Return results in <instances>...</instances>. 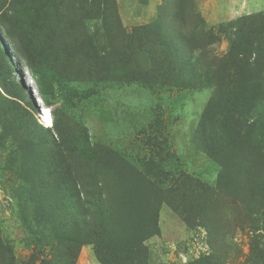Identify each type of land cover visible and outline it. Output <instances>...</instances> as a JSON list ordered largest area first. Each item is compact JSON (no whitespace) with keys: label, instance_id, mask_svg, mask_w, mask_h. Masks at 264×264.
I'll use <instances>...</instances> for the list:
<instances>
[{"label":"rangeland","instance_id":"rangeland-1","mask_svg":"<svg viewBox=\"0 0 264 264\" xmlns=\"http://www.w3.org/2000/svg\"><path fill=\"white\" fill-rule=\"evenodd\" d=\"M7 65L23 110H7ZM255 85L264 0H0V264H103L34 216L28 191L48 188L124 219L106 246L131 264H264Z\"/></svg>","mask_w":264,"mask_h":264},{"label":"trees","instance_id":"trees-1","mask_svg":"<svg viewBox=\"0 0 264 264\" xmlns=\"http://www.w3.org/2000/svg\"><path fill=\"white\" fill-rule=\"evenodd\" d=\"M6 68L7 69L3 71V74H4V81L7 83V87H4L3 85L1 87L5 90L7 97L10 98V99H7V110L10 109V105H11V109L13 108V109L23 110L19 104L21 100L24 99L23 96H24L25 91L24 89H21L16 84L14 76L9 69L10 65H7ZM231 71H233V69H231ZM237 72L239 73V70H237ZM244 75L245 77L247 76L248 79H250L251 73L249 71L244 72ZM232 77L236 81L242 82V80H239L238 77L242 78L243 76L235 75L232 73ZM243 79L245 80L244 77ZM142 82L147 83L143 80ZM243 84L246 85L245 82ZM255 86L258 89L264 91V89L260 88L261 85H255ZM241 95L242 94H240V101H242L243 99V96ZM28 105H29L28 108L30 109V111L34 113L36 111V108H34L33 105L30 103ZM35 125L39 128H43L37 125V123H35ZM50 140L53 143V139H50ZM210 151L212 152V150ZM69 183L74 188L77 186L73 181H69ZM51 189L52 188L46 189L47 192L43 196L40 195L41 193L40 191L35 192L33 190H29L27 197L29 201H31L32 209L34 208L33 210L34 216H36V213H38L37 207L39 208L40 205L43 206L44 208L43 211L39 210L40 214L45 216V220L47 223L51 222L52 226L50 228L54 231L57 245L58 246L61 245V248L66 246V248L64 249L62 248V249L65 252H67L70 257H72V255L69 252V249L73 248L75 250L78 246L91 244V245H96L95 250H96L97 258L101 260L103 264H124L126 262H128V264L132 263L133 255L135 254V252L131 254V257L128 253V259H127V255L122 256L121 254L116 253L117 252L116 249L114 252L113 247L109 248L112 242H115V241L119 242L120 240L124 242V239H122L123 225L120 224V223H123L124 219L117 220L116 218L113 219L112 216H110V214L107 215L106 213L105 215L106 211H104L103 202L100 200V198L99 200L93 199L92 198L93 195H90L92 197L90 196L88 197V194H86V200L84 201V207L79 201L80 196L77 194L68 196V197L74 196V198L69 202L66 201V199L68 198L66 197L67 195L65 196L66 198L64 197L60 199L59 202L58 201L54 202V198L51 194V191H52ZM260 197H262L263 199L264 196L260 194ZM81 207H83L84 209L81 210ZM73 208L77 209L75 221H73V218H67V216L70 215V212H71L70 210ZM55 217H56V222H55L56 224L53 225V220ZM59 220H62L63 223H60ZM79 220L81 221L77 222ZM67 224H69L72 227L71 230H69V227ZM113 239H119V240H113ZM33 241L35 242L33 245L37 249V255L38 256L42 255V251L40 250V246H39L40 239L38 237H35ZM109 241H111L110 244L106 246ZM131 243L137 244V242H131ZM136 244H134V248L137 247ZM64 254L66 256V259H69V256L66 253ZM108 254H110V257L113 258V260L107 259ZM40 264H52V263L45 261V260L43 261L41 260Z\"/></svg>","mask_w":264,"mask_h":264},{"label":"bare ground","instance_id":"bare-ground-1","mask_svg":"<svg viewBox=\"0 0 264 264\" xmlns=\"http://www.w3.org/2000/svg\"><path fill=\"white\" fill-rule=\"evenodd\" d=\"M44 121H45V123H47V125L48 126H51L50 124H51V122H50V120L48 119H44ZM48 126H43L44 128H49Z\"/></svg>","mask_w":264,"mask_h":264}]
</instances>
